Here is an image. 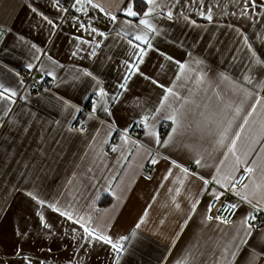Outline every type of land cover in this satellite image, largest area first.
I'll return each mask as SVG.
<instances>
[{"label": "crops", "instance_id": "0c3cea01", "mask_svg": "<svg viewBox=\"0 0 264 264\" xmlns=\"http://www.w3.org/2000/svg\"><path fill=\"white\" fill-rule=\"evenodd\" d=\"M59 1L0 0V85L16 93L0 99V264H249L253 249L264 264V0ZM32 68L49 83L37 96L18 74ZM213 190L238 205L227 224L207 220ZM248 213L262 214L250 237Z\"/></svg>", "mask_w": 264, "mask_h": 264}, {"label": "snow or ice", "instance_id": "6c2138e0", "mask_svg": "<svg viewBox=\"0 0 264 264\" xmlns=\"http://www.w3.org/2000/svg\"><path fill=\"white\" fill-rule=\"evenodd\" d=\"M145 2H146L147 4H149V5H155V0H145ZM247 2H248V0H246V3H247ZM77 3H79V0H77ZM88 3H89L93 8H98V7H99V5L93 3V0H88ZM251 5H252L253 7H255V6H256V0H251ZM73 6L75 7V5H73ZM261 7H264V5H261ZM77 11H80V9L77 8ZM100 11H104V9H103V8H100ZM125 11H126V14H127L128 16L135 17V16L138 15L137 12L133 11V9H132V5H131V4L128 5V7H127V9H126ZM152 11H153V8H149L148 11H145V12L143 13V16H144V17H148ZM210 11H211V10L209 9V12H210ZM106 14H107V15H110V16H111V19H112L113 21L116 20V17H115L114 15H111L110 13H106ZM201 14H203V13H201ZM171 15H172L171 12H169V13H168L169 18H171ZM207 18H208L209 20L212 19L211 15H208ZM49 23H51V21H49ZM139 24L144 25V26L147 27L149 30H152V24L150 23V21H149L148 19L141 18V19L139 20ZM81 27H83V25H81ZM92 31L95 32L96 29L93 28ZM100 35H103V33H100ZM135 39H136L137 41H146V37H143V36H141V35H137V36L135 37ZM128 43H129L130 45H132V40H129ZM134 47H139V45H134ZM148 47L151 48L152 45H151L150 43H148ZM141 51H143V50L141 49ZM253 55H255V53H253ZM168 59H171V57H168ZM125 63H126V65H127V62H125ZM257 63L259 64V63H261V61H260V60H257ZM127 66L129 67L130 70H131L132 67H133L132 65H127ZM29 67H31V65H29ZM180 67L183 68L184 65L181 64ZM136 70L138 71V68H137ZM48 74L51 75V73H48ZM84 74H85V75H88V76H91V75H92V73H90V72H88V71H86V70H85ZM129 78H130V77H128V76L125 77V84H126V82H127V80H128ZM145 78H146V79H149L148 77H145ZM152 82H153V83H156V81H152ZM249 82H251V81L249 80ZM125 84H120L119 86H120L121 88H123V87H125ZM160 86L163 87V85H160ZM0 89H3L2 91H0V99L11 101V100H12V97L16 95V93H15L14 91H11L10 89L5 88L3 85H0ZM166 92H168L169 94H171V89H166ZM6 93H7L8 95H5ZM99 95H101V96L104 95L103 90L100 91ZM165 99H167V96H165ZM157 111H159V109H157ZM239 111H240V109L237 108V112H239ZM249 115H251V113H249ZM166 118H167L168 120H171V121H172L173 128H172V132L169 133V138L163 141L164 144H168V143H170L173 134L177 132V129H178V127H179V121H178L176 115H170V116H168V117H166ZM148 119H149V118H148L147 116H145V117L142 118V120H141L139 123L143 124V126H144L145 128L151 129L152 126L149 125V124L147 123ZM245 122H246V121H245ZM124 131H127V129H125ZM146 134L149 135V136L156 135L155 132H153V131H151V130H149ZM236 135H237V137H239V133H237ZM122 138H124V137H122ZM125 139H126V138H125ZM156 143H160V138H159V136L156 137ZM219 143L222 144V143H223V140L221 139V140L219 141ZM232 145H233V148H234L235 140L232 141ZM113 150L115 151V149H113ZM231 150H232V149H230V151H231ZM165 159H168V157H165ZM151 163L156 164V163H157V160H156V159H152V160H151ZM195 163H196L198 166L201 165V161H200L199 159L195 160ZM171 164H172L174 167L180 168L181 171H182L183 173H185L186 175L189 174V170H188V168L183 167V166L180 165L176 160H172V161H171ZM169 171H171V170H169ZM245 171H246V172H251L252 169H251V168H246ZM191 175H196V174H195V173H191ZM165 178H167V177H165ZM199 179L202 180L203 183H204L205 185L209 184V181H208L207 179H205L204 177L200 176ZM212 179H213V181H215L217 184H220V186H221L222 188H225V189L227 190V187H228V186L225 185V184H221V182H220L219 180H217L215 176H213ZM231 190H235V184H232V185H231ZM177 191H179V189H177ZM28 195L32 196L33 199H36V197H35L32 193H28ZM212 195H213L214 199L219 200V199H221L223 193H218V192H216V191L213 190ZM243 199L247 200V197H243ZM38 202L41 203V204L44 203V201H38ZM248 202L251 203L250 201H248ZM198 203H199V201H196L195 203L192 204V211H193V212L196 211V204H198ZM49 207H52L54 210L59 211V209L56 208L55 205H49ZM177 207H179V205H177ZM237 207H238V205H236V204H228V205H226L225 210H226V211L229 210V209L234 210V209H236ZM253 208H255L257 211L262 210V209L257 208V206H255V205H253ZM207 211H208V212H211V211H212V205H211V204L208 205ZM60 214H61V215H66V216H68L69 219H72V216H71V214H69V213H66V212H60ZM145 214H146V213H145ZM41 219H43V217H41ZM212 219H216V220H218V221H220V222H222V223H225V224L229 223L228 220L223 219V218H222L221 216H219V215H217L215 218H213V217L210 216V215L207 216V220H212ZM255 219H256L255 216H253L251 213H248V215H247V216L243 219V221H242L243 224H247V225H248L247 235H248L249 237L252 236V231H251V229L254 227V225L248 224V221H249V220H255ZM77 222H78V221H77ZM45 227H47V225H45ZM139 227H140V223H137V224H136V228H139ZM85 232H88V234H89L90 236L93 235V233L90 232L87 228H85ZM95 238L98 239V240H103L105 243L111 244L112 248H113L114 250H116L117 252H119V251L121 250V249L118 247V245H117L116 243H113V241L111 240V238L108 237V236H96ZM120 239L123 240V239H125V238H124V237H121ZM242 243H245V244H246L247 241L244 240V241H242ZM232 255L235 256V253H233ZM261 255H262L261 253H258V252L255 251V249H253V250L250 252V256H249V264H255V262L261 257ZM178 264H184V261H180V262H178Z\"/></svg>", "mask_w": 264, "mask_h": 264}, {"label": "built area", "instance_id": "2783aa9c", "mask_svg": "<svg viewBox=\"0 0 264 264\" xmlns=\"http://www.w3.org/2000/svg\"><path fill=\"white\" fill-rule=\"evenodd\" d=\"M72 3L73 0H60L59 2L56 3L58 7H65V14H68L69 11L72 10ZM75 17L80 20L82 17L78 13L75 15ZM18 74L20 75L21 78V83H22V89L27 90L30 95L32 96H37L39 95L42 91L49 90V83L48 80H45L44 78L40 76L35 75V70L34 68L32 69H20L18 71ZM96 94H93V97H95ZM73 128L75 130H78L80 132H84L86 130V125L82 119L81 116H79L74 122H73ZM144 128L143 124L141 123H136L134 132H140ZM168 125H163L162 128L159 131V136L162 137L167 130ZM116 143L117 140L115 138H110L107 142V151L109 153H112L116 149ZM145 172L150 173L152 171V165H147L145 167ZM245 172H242L239 179L235 182L236 186H239L242 183L243 178L245 177ZM212 205V211L207 213V216H212L215 218L217 215L221 216L223 219L228 220L229 222L232 221L236 214V209L232 210H225L226 205H228V202H223L220 200H212L210 202ZM256 217L255 220H249V224L254 225L252 229H256L262 219V214L256 213L254 215Z\"/></svg>", "mask_w": 264, "mask_h": 264}, {"label": "trees", "instance_id": "16d2710c", "mask_svg": "<svg viewBox=\"0 0 264 264\" xmlns=\"http://www.w3.org/2000/svg\"><path fill=\"white\" fill-rule=\"evenodd\" d=\"M134 7L138 10V11H141L142 10V3L141 2H138L137 0L135 1L134 3ZM107 200V198L104 200H102V202H105Z\"/></svg>", "mask_w": 264, "mask_h": 264}]
</instances>
